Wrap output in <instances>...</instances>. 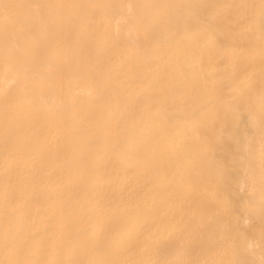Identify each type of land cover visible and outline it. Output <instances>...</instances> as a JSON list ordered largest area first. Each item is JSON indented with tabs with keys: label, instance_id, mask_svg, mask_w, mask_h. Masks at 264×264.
Segmentation results:
<instances>
[{
	"label": "bare ground",
	"instance_id": "6f19581e",
	"mask_svg": "<svg viewBox=\"0 0 264 264\" xmlns=\"http://www.w3.org/2000/svg\"><path fill=\"white\" fill-rule=\"evenodd\" d=\"M4 3L0 260L261 264V0Z\"/></svg>",
	"mask_w": 264,
	"mask_h": 264
},
{
	"label": "snow or ice",
	"instance_id": "6c2138e0",
	"mask_svg": "<svg viewBox=\"0 0 264 264\" xmlns=\"http://www.w3.org/2000/svg\"><path fill=\"white\" fill-rule=\"evenodd\" d=\"M23 6L4 3L0 4V9H2L3 18L5 21V29L9 25L15 23V10L21 8ZM128 7H131L130 5ZM261 10H262V28H264V0H261ZM179 30V29H178ZM262 102H264V93H262ZM209 121L214 123L215 116L210 114ZM194 134L199 135V129L193 130ZM262 139H264V132H262ZM203 142L208 146H211L213 142V135L211 132L206 133L203 137ZM7 143V139H6ZM7 187L6 184V201H7ZM15 215V209H12L8 212V216L10 219H13ZM225 238L224 242L227 243L228 239V229L224 228ZM37 234H32L31 236H25L22 231H17L11 226L8 227L3 235L2 240V248L5 254V259L0 260V264H72L71 261H63L56 259H32L33 253L31 249L33 247V241L36 240ZM85 245L94 246V242L91 238H88L84 241ZM80 264H84V262H80ZM88 264H147V262L143 261H89ZM230 264H248V261L243 258L234 259L230 262ZM261 264H264V259L261 260Z\"/></svg>",
	"mask_w": 264,
	"mask_h": 264
}]
</instances>
